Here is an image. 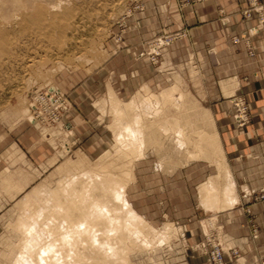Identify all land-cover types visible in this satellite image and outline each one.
Masks as SVG:
<instances>
[{"label":"rangeland","instance_id":"1","mask_svg":"<svg viewBox=\"0 0 264 264\" xmlns=\"http://www.w3.org/2000/svg\"><path fill=\"white\" fill-rule=\"evenodd\" d=\"M209 2L0 0V264H17L20 226L54 224L41 210L88 170L122 184L123 264L264 263V183L240 189L234 170L252 115L237 56L256 59L258 33L264 44V0H238L235 20L212 0L213 30L198 13Z\"/></svg>","mask_w":264,"mask_h":264},{"label":"bare ground","instance_id":"2","mask_svg":"<svg viewBox=\"0 0 264 264\" xmlns=\"http://www.w3.org/2000/svg\"><path fill=\"white\" fill-rule=\"evenodd\" d=\"M1 29L0 34L4 33ZM196 118L207 123L201 115ZM210 140L213 142L214 138L204 142L210 145ZM78 160L81 164V159ZM92 171L84 172L86 178H76L68 187L60 188L62 196L54 194L53 205L41 210L45 216L56 220L54 224L50 225V219H46L43 226L36 228L31 222L20 226L25 253L19 256L17 264H123L127 260L121 244L128 237V226L131 225L117 207L120 201L125 205L119 176ZM233 198L231 188L224 187V201L228 203ZM129 213L130 218H137L133 212ZM134 227L137 234L143 235L137 226ZM40 232L47 233L44 243L39 237Z\"/></svg>","mask_w":264,"mask_h":264},{"label":"crops","instance_id":"3","mask_svg":"<svg viewBox=\"0 0 264 264\" xmlns=\"http://www.w3.org/2000/svg\"><path fill=\"white\" fill-rule=\"evenodd\" d=\"M237 1L238 0H229V2L223 5L227 12H231L232 16H234V20L239 18L235 15L236 13H234V11H238L241 7L240 2L237 5ZM215 4L216 2L210 0V2L206 4V9L200 8L198 12L208 17L207 27L210 30L215 29L213 26V17L216 15ZM236 24L237 28H247L253 24V20H242ZM232 28L233 27L230 26L228 29L232 30ZM260 35L261 33H258V35L254 37L256 38L254 39V43L257 49L256 59L253 62H251L245 54L237 56L242 62L239 69V91L250 97L252 115L250 123L239 135H237L236 141L239 144L238 152H232L239 156V162L235 164L237 167H234V170H237L236 176L238 186L240 189L244 186L246 190L258 188L264 183V44ZM244 77L246 78L245 81L243 80ZM219 123L220 125L228 127V120H220ZM223 134L225 142H229V133L223 130ZM211 205L212 202L208 204V206ZM252 208L256 213L257 221L264 227V201L253 204ZM260 240H264V236H261ZM257 245L258 249L264 253V242L261 243L260 246L259 244ZM263 256L264 254L260 255L261 258H263ZM245 264L264 263L247 262Z\"/></svg>","mask_w":264,"mask_h":264}]
</instances>
